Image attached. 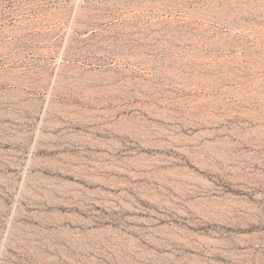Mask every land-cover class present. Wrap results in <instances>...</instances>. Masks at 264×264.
Masks as SVG:
<instances>
[{"label":"rangeland","instance_id":"374dc122","mask_svg":"<svg viewBox=\"0 0 264 264\" xmlns=\"http://www.w3.org/2000/svg\"><path fill=\"white\" fill-rule=\"evenodd\" d=\"M0 264H264V0H0Z\"/></svg>","mask_w":264,"mask_h":264},{"label":"bare ground","instance_id":"6f19581e","mask_svg":"<svg viewBox=\"0 0 264 264\" xmlns=\"http://www.w3.org/2000/svg\"><path fill=\"white\" fill-rule=\"evenodd\" d=\"M173 5V4H172ZM173 14V13H172ZM195 30V29H194ZM166 33V32H165ZM177 34V33H176ZM201 36V35H200ZM151 37V36H150ZM201 40V39H200ZM189 41V40H188ZM185 42V40H184ZM193 43V42H192ZM119 75L117 74V72L114 71H94L90 74V76L87 78L88 81H91V83L95 86H97V88H99V90H102L104 92L107 93H111V94H125L126 90V85L125 83H123V85L121 83H119ZM129 83V82H128ZM90 85V84H89ZM129 85V84H128ZM92 86L90 85V88ZM97 90V89H96ZM104 94V93H103ZM106 95V94H105ZM145 129V128H143ZM233 141V140H232ZM218 143V142H217ZM225 144V143H224ZM216 145V144H215ZM214 146V145H213ZM230 148V147H229ZM231 157V156H230ZM229 161V160H228ZM217 201V200H216ZM222 201V200H221ZM225 201V200H224ZM215 202V201H207L205 200V208L210 207L211 209L214 208L213 210L217 209L223 212H229V213H237V211L239 212L240 208L237 207L234 203H229V202ZM250 204V203H249ZM247 207V205H246ZM239 210H238V209ZM244 208V207H243ZM249 208V207H248ZM247 208V209H248ZM255 209V208H254ZM207 210V209H206ZM250 210V209H249ZM212 211V210H211ZM245 211V210H244ZM213 212V211H212ZM216 212V211H215ZM243 212V211H242ZM241 212V213H242ZM246 212V211H245ZM244 212V213H245ZM222 214V213H221ZM248 214V213H247ZM255 214V213H254ZM233 215V214H232ZM231 215V217H232ZM235 215V214H234ZM245 215V214H244ZM241 217V216H240ZM254 220V219H253ZM92 231V230H91ZM255 239V238H254ZM204 240V239H203ZM207 240V239H206ZM209 240V239H208ZM215 240V239H214ZM237 240V239H236ZM221 242H223L224 240H221ZM231 241V240H230ZM219 242V240L217 241V243ZM225 242V241H224ZM223 242V243H224ZM253 242V241H252ZM260 242V241H259ZM214 242H212L211 244H213ZM220 243V242H219ZM228 244L229 241H228ZM238 244V243H237ZM262 244V243H261ZM215 245V244H214ZM223 245V244H222Z\"/></svg>","mask_w":264,"mask_h":264}]
</instances>
